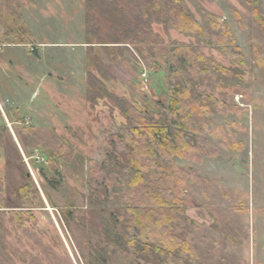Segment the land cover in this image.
Instances as JSON below:
<instances>
[{
  "label": "rangeland",
  "instance_id": "374dc122",
  "mask_svg": "<svg viewBox=\"0 0 264 264\" xmlns=\"http://www.w3.org/2000/svg\"><path fill=\"white\" fill-rule=\"evenodd\" d=\"M252 1L264 12V0H184L204 28L210 26L209 15L226 22L245 70L253 74L247 82L215 71V63L235 70L218 46L174 28L152 26L165 44L160 51L179 44L203 53L211 66V88L222 90L221 105L212 106L200 136L199 161L175 158L189 176L182 187L183 210L196 223L191 230L206 264H264V31L247 5ZM11 8L27 31L26 43L18 44L6 36L11 30L5 23L6 11L0 14V179L5 181L0 225L25 249L21 256L7 260L9 264H97L92 256L85 260L63 212L84 209L87 233L105 230L112 235L106 215L91 205L88 186L95 165L107 159L104 138L126 127L109 95L158 113L162 109L158 102L169 105V69L159 59L150 65L139 59L128 44H110L123 47L113 52L112 59L97 45L98 31L108 41L109 30L87 28L86 0H17ZM88 41L97 46L94 52L102 68L92 63ZM90 73L103 83L91 85ZM33 129L35 137L27 133ZM45 130L70 149L51 158L42 149L24 146L45 139L41 134ZM162 178L153 171L147 182L154 186ZM30 181L34 186L23 203L19 189ZM11 211L21 216L22 227L13 221ZM103 258L105 264H126L117 253Z\"/></svg>",
  "mask_w": 264,
  "mask_h": 264
},
{
  "label": "trees",
  "instance_id": "16d2710c",
  "mask_svg": "<svg viewBox=\"0 0 264 264\" xmlns=\"http://www.w3.org/2000/svg\"><path fill=\"white\" fill-rule=\"evenodd\" d=\"M16 1L0 0V14L6 11L5 23L11 27L6 36L14 37L18 44H25L27 28L11 8L12 3L16 6ZM86 5L89 32L90 28L97 31L106 27L109 30L108 41L98 31L100 42L97 45L112 59L113 52L123 47L110 44H128L135 48L139 59L146 60L149 65L159 59L168 67L170 101L168 106L158 102L157 106H162V109L156 113L147 106L137 107L109 95L126 120V127L122 133L104 138L107 159L95 165L88 186L91 205L106 215L112 225V235L105 230L96 235L91 230L87 233V212L84 209H68L63 212V218L71 237L85 260L87 256H92L97 264H105V254L113 253L121 255L126 264H206L191 230L196 223L183 210L182 187L188 183L189 176L177 165L175 158L199 161L198 155L203 153L200 136L207 128L206 118L211 115L212 106L221 105L222 90L216 85L211 88L208 80L211 66L203 53L179 44L160 51L159 48L165 44L153 33L152 26L157 23L166 29L174 28L218 46L235 64V70L215 63L216 72L231 74L245 82L253 74L245 70L243 55L226 22L218 16L209 15L210 26L204 28L191 15L184 0H86ZM247 5L264 31V12L257 7L256 1L247 2ZM234 14L235 18L241 19L236 11ZM86 44L92 63L101 67L94 52L97 46L90 41ZM146 55H149L148 58ZM156 72L159 70L156 69ZM89 80L91 85L94 81L101 82L92 73ZM104 91L108 95L107 90ZM230 91L233 92V89ZM35 130L24 132L35 137ZM41 134L45 139L34 144L27 142L24 146L42 149L45 156L51 158L63 154L66 148L70 149L60 138L51 136L49 131ZM153 171L163 178L151 186L147 177ZM27 178L32 180L29 176ZM164 178L169 181L170 187ZM32 186L34 183L30 181L19 189L23 203L27 202ZM4 188L5 181L0 179V199ZM11 216L22 227L21 216L16 211H11ZM24 249L19 238L0 225V264H9L7 258L21 256Z\"/></svg>",
  "mask_w": 264,
  "mask_h": 264
}]
</instances>
